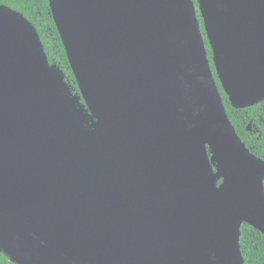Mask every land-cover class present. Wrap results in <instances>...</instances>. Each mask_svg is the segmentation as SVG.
<instances>
[{"label": "water", "instance_id": "1", "mask_svg": "<svg viewBox=\"0 0 264 264\" xmlns=\"http://www.w3.org/2000/svg\"><path fill=\"white\" fill-rule=\"evenodd\" d=\"M224 92L264 101V0H196ZM195 0H49L79 91L0 3V252L16 264H246L264 159Z\"/></svg>", "mask_w": 264, "mask_h": 264}, {"label": "trees", "instance_id": "2", "mask_svg": "<svg viewBox=\"0 0 264 264\" xmlns=\"http://www.w3.org/2000/svg\"><path fill=\"white\" fill-rule=\"evenodd\" d=\"M196 1V0H195ZM11 8L22 12L36 26L50 62L56 63L66 74L67 81L79 91L75 76L62 42L58 27L51 13L49 0H0ZM197 13L204 33L208 55L221 90L228 115L238 134L251 151L264 158V101L251 107L237 109L232 106L224 92L212 61V49L207 39L203 18L196 1ZM250 126V127H249ZM241 250L246 264H264V233L243 223L241 227ZM0 264H16L0 252Z\"/></svg>", "mask_w": 264, "mask_h": 264}, {"label": "flooded vegetation", "instance_id": "3", "mask_svg": "<svg viewBox=\"0 0 264 264\" xmlns=\"http://www.w3.org/2000/svg\"><path fill=\"white\" fill-rule=\"evenodd\" d=\"M263 102V101H262ZM261 103V102H260ZM259 104V103H258ZM250 127V126H249ZM261 158V157H260ZM264 159V158H263Z\"/></svg>", "mask_w": 264, "mask_h": 264}]
</instances>
